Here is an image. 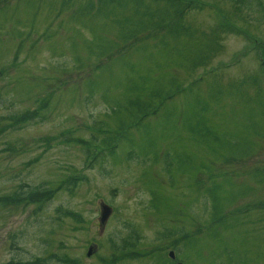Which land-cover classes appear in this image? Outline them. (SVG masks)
Returning a JSON list of instances; mask_svg holds the SVG:
<instances>
[{"label":"rangeland","instance_id":"obj_1","mask_svg":"<svg viewBox=\"0 0 264 264\" xmlns=\"http://www.w3.org/2000/svg\"><path fill=\"white\" fill-rule=\"evenodd\" d=\"M256 1L186 0L173 22L171 0H0V196L79 178L0 206V264H264ZM45 94L40 118L9 125Z\"/></svg>","mask_w":264,"mask_h":264},{"label":"trees","instance_id":"obj_2","mask_svg":"<svg viewBox=\"0 0 264 264\" xmlns=\"http://www.w3.org/2000/svg\"><path fill=\"white\" fill-rule=\"evenodd\" d=\"M227 1L232 2L235 5H237L238 7H242V8H244V7L247 8L250 5L249 0H227ZM170 4L173 7V9L170 11L171 15L169 16V20L176 22V21L181 19V16L183 15L184 10L188 7V3L186 4V0H171ZM255 9L261 10L264 12V5H262L259 1H256ZM219 24H220V28H224L227 30H229V28H234L232 23L229 20H227L226 17L220 18ZM246 39H248V36L246 37ZM255 41L253 40L251 42V44L254 43ZM254 50L257 51L256 55L259 58V66L262 69V68H264V49L260 45H255ZM48 97H49V94H45L44 97H42V99H40V102H39V104L35 110L24 111V112L20 113L18 116L14 117L10 120L11 123L9 125L10 126L20 125L22 123H27L29 121L36 120V119L40 118L39 116H40V113L42 112L41 110L45 109L47 107ZM133 103L137 104L136 101H134ZM136 106L139 107L141 111H144L146 109L145 107H143L141 105H136ZM144 113H145V111H144ZM102 125L103 124H99V128H98V131H100L102 133V137H105V138H102V142H101L102 144L101 145L105 146V150H108V152L111 154L112 151L115 150V148L117 147L116 142L118 141V137H114V133H112L110 129H107L108 126L106 129L101 130ZM2 129H3V127H0V133L2 132ZM66 141L67 142H73L75 140L68 137L66 139ZM79 143H81V142H79ZM88 146L89 145L87 144V146L85 148V154L89 157V153H90L91 161H93V160H95L96 157H98L100 155V153L95 152L96 148H93L90 151ZM76 181H79L78 177L69 176L65 182H62V184H60L56 188L42 189L40 187V188H35V189L29 190L26 192L20 191V193L18 195H14V196L2 195V196H0V206L17 205V204L40 205V204H43L45 202L50 201L52 199V197L54 196L55 192L58 189L62 188L64 184H67V183L74 184ZM63 213L65 215H70V212H67V211H64ZM175 243H177V241ZM175 243H173V244H175ZM128 247H132V244H129L127 241L124 240L122 242L120 249L122 250V249L128 248ZM131 255H133V254L130 252L123 253L118 257H115V255H114L111 257L109 262H106V264H112L113 261H115L116 259L129 257ZM57 261L61 264H75L74 261L66 259V258L57 259ZM7 264H47V263L43 262L40 259H34L32 261H29V262H18V261H16V262H9Z\"/></svg>","mask_w":264,"mask_h":264},{"label":"water","instance_id":"obj_3","mask_svg":"<svg viewBox=\"0 0 264 264\" xmlns=\"http://www.w3.org/2000/svg\"><path fill=\"white\" fill-rule=\"evenodd\" d=\"M110 207H108L107 205L101 203L99 205V215H98V219H97V222H98V229L101 230V228L103 227L106 219L108 218L109 214H110ZM92 252V248L91 247H88L87 250H86V253H85V256L88 257ZM168 256L173 259V254L172 252H169L168 253ZM176 264H180V263H176Z\"/></svg>","mask_w":264,"mask_h":264}]
</instances>
